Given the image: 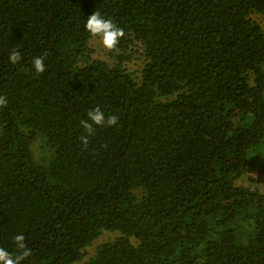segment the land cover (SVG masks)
<instances>
[{
  "label": "trees",
  "instance_id": "trees-1",
  "mask_svg": "<svg viewBox=\"0 0 264 264\" xmlns=\"http://www.w3.org/2000/svg\"><path fill=\"white\" fill-rule=\"evenodd\" d=\"M94 11L125 32L113 63L90 45ZM258 13L264 0H0V247L17 254L23 234L22 264H264V189L238 183L264 164ZM96 106L119 119L85 146Z\"/></svg>",
  "mask_w": 264,
  "mask_h": 264
},
{
  "label": "clouds",
  "instance_id": "clouds-1",
  "mask_svg": "<svg viewBox=\"0 0 264 264\" xmlns=\"http://www.w3.org/2000/svg\"><path fill=\"white\" fill-rule=\"evenodd\" d=\"M84 27L91 37L99 38L102 46L109 51L115 49L119 40L125 35L122 28L118 27L111 19L102 16L99 11H94L88 16ZM8 58L11 63L16 64L21 60V53L14 49ZM32 63L36 72L43 73L46 70L43 57L34 58ZM5 106H7V99L4 96H0V107ZM118 119L119 117L116 114L106 116L100 106L89 110L87 119L81 121L82 127L88 133V135L80 137L82 144L87 146L89 143L88 136L94 132V125L111 127L117 124ZM14 241L18 250L17 254L13 255L3 247H0V264H22V261L31 255V249L27 247L23 234L16 235Z\"/></svg>",
  "mask_w": 264,
  "mask_h": 264
},
{
  "label": "rangeland",
  "instance_id": "rangeland-1",
  "mask_svg": "<svg viewBox=\"0 0 264 264\" xmlns=\"http://www.w3.org/2000/svg\"><path fill=\"white\" fill-rule=\"evenodd\" d=\"M254 17L260 21L264 25V14H254ZM90 45L95 50V55L100 56L103 59H106L108 62L113 63L117 59L110 55V51L105 49L102 44L99 41V38H91L90 39ZM143 57L140 53H135V56L133 59L127 62V67L135 72L136 74H139L142 67H143ZM140 75V74H139ZM258 164L262 167L256 166L255 168H251L249 171V174H247L246 178H243L241 180H238L239 184L247 185V184H253L254 186L258 185L261 186L264 189V164L262 162H258ZM260 187V188H261ZM117 232L115 231H106L103 232L102 235L93 241V243L87 248L88 254L91 255L95 251L98 245L101 243L114 239L117 236Z\"/></svg>",
  "mask_w": 264,
  "mask_h": 264
}]
</instances>
